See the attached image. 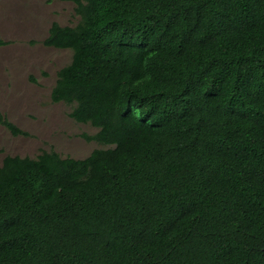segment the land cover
<instances>
[{"label": "trees", "instance_id": "trees-1", "mask_svg": "<svg viewBox=\"0 0 264 264\" xmlns=\"http://www.w3.org/2000/svg\"><path fill=\"white\" fill-rule=\"evenodd\" d=\"M72 1L51 100L113 146L3 158L0 264H264V0Z\"/></svg>", "mask_w": 264, "mask_h": 264}, {"label": "rangeland", "instance_id": "rangeland-1", "mask_svg": "<svg viewBox=\"0 0 264 264\" xmlns=\"http://www.w3.org/2000/svg\"><path fill=\"white\" fill-rule=\"evenodd\" d=\"M72 0H0V112L26 134L0 125V165L6 155L36 158L43 151L84 158L113 145L87 140L98 128L70 116L75 103L51 100L58 70L72 58L69 48L45 46L53 22L80 20Z\"/></svg>", "mask_w": 264, "mask_h": 264}]
</instances>
